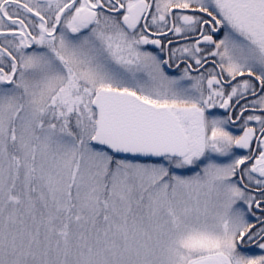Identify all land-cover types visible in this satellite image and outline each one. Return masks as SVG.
<instances>
[{"label":"snow or ice","instance_id":"1","mask_svg":"<svg viewBox=\"0 0 264 264\" xmlns=\"http://www.w3.org/2000/svg\"><path fill=\"white\" fill-rule=\"evenodd\" d=\"M0 264H264V0H0Z\"/></svg>","mask_w":264,"mask_h":264}]
</instances>
